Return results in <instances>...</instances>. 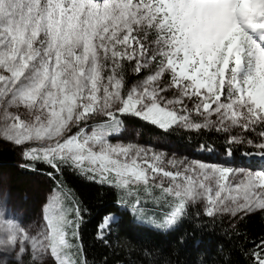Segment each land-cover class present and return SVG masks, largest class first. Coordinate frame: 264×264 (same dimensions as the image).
Wrapping results in <instances>:
<instances>
[{
    "label": "snow or ice",
    "instance_id": "6c2138e0",
    "mask_svg": "<svg viewBox=\"0 0 264 264\" xmlns=\"http://www.w3.org/2000/svg\"><path fill=\"white\" fill-rule=\"evenodd\" d=\"M125 116L216 133L224 159L113 143ZM0 138L53 179L72 168L137 203L159 188L166 226L198 202L210 217L264 212V167L245 162L264 161V0H0ZM72 224L61 211L32 236L0 219V264H74ZM247 255L264 264V238Z\"/></svg>",
    "mask_w": 264,
    "mask_h": 264
},
{
    "label": "trees",
    "instance_id": "16d2710c",
    "mask_svg": "<svg viewBox=\"0 0 264 264\" xmlns=\"http://www.w3.org/2000/svg\"><path fill=\"white\" fill-rule=\"evenodd\" d=\"M135 78L128 76V82ZM130 118L142 128L173 138L180 146L195 148L207 142L224 150V140L216 133L201 135L183 129L165 133L136 117L122 119ZM14 162L15 150L0 147V163L13 165ZM261 165L255 163L256 167ZM25 167V172L46 177L49 185L62 193L64 202L70 195L81 209L82 221L79 220L77 234L87 264H251L247 252L264 238V212L239 219L220 214L210 217L198 205L191 204L185 215L161 231L145 220L148 215L142 216V223L132 220L124 203L132 202L134 197L119 189L90 180L72 168H64L53 179L47 165L26 161ZM139 191H142L144 206L157 207L165 221L170 205L162 197L161 190L154 188L149 194L141 185ZM108 214L115 215L117 220L110 225L104 238H99L98 226Z\"/></svg>",
    "mask_w": 264,
    "mask_h": 264
},
{
    "label": "rangeland",
    "instance_id": "374dc122",
    "mask_svg": "<svg viewBox=\"0 0 264 264\" xmlns=\"http://www.w3.org/2000/svg\"><path fill=\"white\" fill-rule=\"evenodd\" d=\"M125 63L127 64V62ZM128 76L136 77L134 80L129 81V84L138 78L131 72L128 73ZM20 111L25 119H31L23 109ZM130 119H123L122 128L114 134V138L112 139L113 143L132 142L140 146L151 147L155 151H162L169 157L175 154L179 158L186 157L188 159H196L209 163H218L224 159L221 149L215 148L210 153L208 151H201L200 147L180 146L173 138L142 128L132 118ZM4 146L11 147L15 150L16 162L13 165L0 163V219L11 220L19 226L21 233L25 230L32 236H40L47 228L48 217L53 214L59 215L63 211L67 219L73 222L68 232L69 240L72 242L73 247L66 251L74 264L78 261H83L84 258L77 234L79 219L75 212L78 208L75 200L68 195L69 198H66L64 202L62 193L57 188H52L46 177L35 172H25L27 160L23 158L21 150L7 140L0 138V147ZM237 159H240L239 153H237ZM245 162L252 165L259 162L260 165L262 164L261 167H264V161H261L259 157L246 158ZM140 192L141 195L138 198L139 203H137V197L134 196H132L134 197L132 202L124 203L131 214L132 220L142 223V216L148 215L145 220L156 229L165 231L170 228L171 225L166 226L164 224V219L158 214L159 210H157V207H151L149 204L144 206L142 202V191ZM196 205L204 212L202 203L198 202ZM105 217L111 218V224L117 218L111 214L102 218L98 226L97 236L99 238L101 236L104 238L109 230V227H105L101 232L100 226L105 222ZM74 233L75 235H73Z\"/></svg>",
    "mask_w": 264,
    "mask_h": 264
},
{
    "label": "bare ground",
    "instance_id": "6f19581e",
    "mask_svg": "<svg viewBox=\"0 0 264 264\" xmlns=\"http://www.w3.org/2000/svg\"><path fill=\"white\" fill-rule=\"evenodd\" d=\"M261 167V166H260Z\"/></svg>",
    "mask_w": 264,
    "mask_h": 264
}]
</instances>
